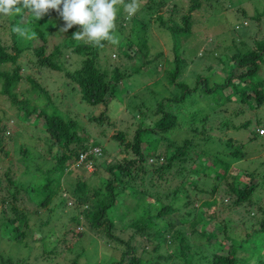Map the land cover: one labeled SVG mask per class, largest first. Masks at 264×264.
Masks as SVG:
<instances>
[{
  "label": "rangeland",
  "instance_id": "rangeland-1",
  "mask_svg": "<svg viewBox=\"0 0 264 264\" xmlns=\"http://www.w3.org/2000/svg\"><path fill=\"white\" fill-rule=\"evenodd\" d=\"M194 1L199 2V6L189 13V33L178 38L179 71L175 82H184L188 86H193L198 79H205L209 84L219 83L230 68L234 72L240 70L232 65L228 55L256 49L259 41L264 39V0ZM135 2L137 8L132 14L123 5L118 6L112 32L117 42L106 40L96 54V63L105 70L109 84H117V95L107 105L82 101L77 86L63 74V69L73 70L82 61V56L72 52L73 44L63 46L62 42L65 39L73 43L75 39L72 34L80 26L74 25L71 31L62 32L63 20L56 12H48L43 18L35 20L44 40L36 34L35 38H23L20 43L21 51L16 60L20 65V79L13 89L17 97L24 98L28 106L44 105L47 112L54 111L75 120L76 133L85 137L81 144L95 143L100 147V153L94 155L90 162L85 160L70 165V170L62 173L54 195L44 206L41 205V198L46 193L38 186L44 182L42 171L51 168L55 162L53 155L60 150L47 139L40 119L34 113L25 116L18 109V104L11 103L0 92V264H110L120 260L122 252L126 251L127 240L136 246L141 264H151V259H157V264H167L157 256L169 253L171 248L161 243L153 250L156 240L152 238V229L145 230L148 235L140 233L136 229L139 220L132 221L143 210L141 204L135 211L131 209L135 199L143 205H150L151 212L161 204L171 205L173 210L163 216V221L172 222L175 229L188 234L190 245L201 241L197 245L200 252L207 256L211 245L199 232H212L222 219H226L232 233L234 231L237 237H243L250 229L257 228L264 217V178L261 184H257L264 172V99L257 106H251V103L239 100L233 88L227 87L219 94L212 95L217 99L214 103L211 94L204 93L202 83L197 82L194 94L181 91L183 101L176 104L163 102L168 110L176 114L177 123L160 134L157 151L161 154L168 144L181 146L186 138L191 139L188 153L206 150L208 155H200L198 162L208 163L212 155L230 161L227 173L213 195L217 202L202 206L200 202L210 198L208 193L194 191L186 184L190 174L183 177L184 169L195 165L189 156L183 160L181 156L173 161L171 169H180L182 174L174 177L168 174V182L154 187L157 185L155 177L160 173L154 169L164 159L162 156L151 157L146 159L145 164L150 166H145V173L138 171V176L134 177L131 171L133 178L130 176V180L133 181H130V185H136L134 189L128 187L122 191L108 210L107 219L112 217L113 220L109 230L104 228L106 221L92 225L85 218V211L92 208L89 201H98L102 197L105 179L110 176L106 166L120 162L122 157L130 159L135 156L130 148L123 150L112 134L123 131L124 141L130 142L139 120L144 126H152L158 117L155 102L162 97L180 95L179 87L167 81V72L173 67V51L172 39L165 26L172 23L183 26L182 16L188 12L192 0ZM125 3H132V0ZM28 15L30 13L25 12L21 17L23 24H28ZM14 16L0 15V44L8 53L14 52L10 40V20ZM29 30V34L34 32L32 28ZM142 41L146 46H142ZM40 45L43 55L58 45L61 55L55 56V59L58 62V59L64 58L61 64L63 69L55 70L38 63L34 49ZM262 58L256 77L251 80L259 81L264 92V52ZM139 64L140 71L131 73ZM13 65V62L0 63V71L10 72ZM116 73L122 76L114 81L112 77ZM27 77L41 86L49 98L45 99L39 94ZM244 84L236 82L237 87ZM249 94L252 96V92ZM244 121H247L246 127L237 128ZM217 137L221 139L217 140ZM227 138L233 139V142L224 147ZM145 139L144 134L140 141L143 151ZM70 147L73 145L70 144ZM235 148L244 152L242 158L234 159L227 155ZM7 170L8 175H4ZM252 171L257 173L253 177V183L256 182L252 193L253 203L235 204L234 195L224 194L226 183L231 181L234 174L240 181L247 182L244 180L248 176L244 172ZM160 175L164 176L162 173ZM8 176L14 184H8ZM196 177H200V174ZM76 182L83 183L89 199L77 198L74 194ZM30 185H33V191L26 192L24 188ZM116 185L120 187L122 184ZM197 185L196 189L202 188L200 183ZM173 188L177 190L174 197L171 195ZM135 189H142L145 194ZM94 190H98V193L93 194ZM157 193L158 200H155ZM17 211L24 214L17 213V220L24 224L4 226L3 222L11 219ZM126 212L127 216L124 215ZM189 221H194L196 231L193 233H189ZM19 232L22 233L21 237ZM222 241L229 243L231 236L224 237ZM258 241L256 243L261 245L263 254L264 237ZM123 257L120 264H127V256ZM195 260L191 264H195ZM257 260L258 264H264V256ZM249 261L254 263L252 258ZM169 264H180V261Z\"/></svg>",
  "mask_w": 264,
  "mask_h": 264
},
{
  "label": "trees",
  "instance_id": "trees-1",
  "mask_svg": "<svg viewBox=\"0 0 264 264\" xmlns=\"http://www.w3.org/2000/svg\"><path fill=\"white\" fill-rule=\"evenodd\" d=\"M198 6L199 2L192 0V3L188 7V12L186 13V15L182 16L183 26L174 23L165 26L166 30H169L172 39L173 51V67L167 72V81L170 85L175 84V86L179 87L178 89L180 91V95L177 97V95L179 94L177 93L172 97H162L160 100L155 102V113L159 114L158 117L154 119L152 126H144L142 124V120H139L130 142L124 141L125 132L123 131H116L112 134V137L119 143V145H122L123 150L126 148H130L135 153V156L130 159L122 157L120 162L110 163L106 166V169L109 171L110 176L105 179V188L102 193V197L98 201H89L92 205V208L88 210L91 211L89 212L87 210L84 214L85 218L92 225H98L101 222L106 221V225L104 226V228L106 230L110 229L113 220L112 217L107 219L108 210L114 204L117 196H119L122 191L124 192V190L128 187L134 189V186L136 185H130V181H133L130 180L131 171L134 172V177L138 176V171L140 173H145V166H150L145 164L146 159L151 157L158 158L162 156L164 159V162L156 166V168L154 169L155 172L164 174V176H161L160 173L157 174V176L155 177V184L157 185L154 187H158L162 182H168V174L170 177H174L177 174H182V170L180 169H171L173 166V161L174 159L181 156L182 160L189 156V158L193 163H195V165L184 169L183 177L187 174H190V177L186 181V184L190 188L193 187L194 191H199L200 193H208L210 198L202 200L200 202L202 206H210L217 202L216 198L213 195L219 189L220 183L227 173L230 161H227L225 158H217L212 155L209 157L208 163L204 164L198 162L199 156L202 154L206 155L207 152L206 150L200 149L196 152L188 153L187 147L191 139L186 138L183 139L181 146L177 144L172 147V145L168 144L163 147L161 154L158 153V145L161 142L160 134L170 130L177 123L176 114L168 110L163 102L176 104L177 102L183 101L184 95L181 93V91L184 90L185 92L194 94V92H196V83L200 82L203 86L202 91L206 94H211V99L214 103L217 102V99L212 95L219 94L223 89L231 87L236 92L239 100H241L242 102H249V104L251 103V106L253 104L257 106L263 101L264 92L260 82H254L253 80H251V78L256 77L259 65L263 61L262 54L264 52V39L259 41L258 47L256 49H249L241 54L235 53L233 55H228L227 58L229 59V61L233 62L232 65L240 70L234 72L230 68V70L226 72L225 76L219 83L215 82L209 84L205 79H198L195 81V84L193 86H188L184 82H175V77L177 75V72L179 71V58L177 54L178 38L180 35L185 36L189 33V13L191 10L197 8ZM49 12L53 13L56 11L49 10ZM22 16L23 14L15 15L10 20L12 28L17 26L28 29L32 28V30L38 36H40L41 39L44 40L42 33L38 30L37 23L35 22L34 17H32L31 14L28 15V24H23L21 20ZM159 19L161 20V18ZM12 28L10 40L14 52H6L4 46L0 44V63L13 62L14 64L10 72L0 71V92L9 98L11 103L18 104V109H21L25 116H28L30 113H34L35 116L40 119V124L47 135V139L54 142L55 145H57V150H60L59 153L55 152V154L53 155L55 162L51 166V168L46 169V171H42L41 174L44 182L40 183L38 186L46 190V193L40 201V204L44 206L54 195L56 188L59 186V179L62 173L65 170L69 171V166L74 162H77L76 160L78 158V153L86 149L88 146H95V143H93V145L81 144V141L85 140V137L76 133L75 120L57 114L54 111L47 112L44 109V105L43 107H36L34 105L28 106V102L26 100H23L24 98L17 97L13 89L15 88V84L17 83V81L20 79V65L16 60L19 56L18 54H20V43L23 42L24 37H21L17 33H14L12 31ZM69 31L71 30L69 29ZM62 42L63 46H65L66 44H73V47L71 49L72 52L82 56V61L79 67L70 71L63 69L61 64L64 62V58L60 60L58 59V62L55 59V56L61 55L58 45H54L52 51L47 55H43V48L41 45L36 47L34 49V53L38 57V63L42 66H46L55 70L63 69L64 76L77 86L78 92L80 94V99L82 101L88 104L103 103L104 105H107L108 101L112 97H115V95H117V84L116 82L113 85L109 84V78L106 77L105 70L98 67L95 60L96 54L100 49H102L106 40L101 42L102 46H94L93 44L86 41L77 40H75L73 43H69L64 39L62 40ZM141 44L143 47L146 46L144 45L143 41L141 42ZM140 68L141 64H139L134 70H132L131 73H138L140 71ZM121 76L122 75L120 73H116L112 78L114 81H117L121 79ZM27 79L31 80L34 83L33 87L39 94H42L45 99L49 98L48 94L41 86H39L29 77H27ZM236 82H243L245 84L242 87H237ZM247 90L252 92V96L249 94V91L247 92ZM246 125L247 121H244L237 125V128H245ZM209 130H211L210 127ZM144 134L146 137V147L143 148V151L140 146V141L142 139V135ZM219 139L221 138L217 137V140ZM232 142L233 139L227 138L226 140H224L223 146L228 147ZM70 144H72L73 147H70ZM227 155L232 156L234 159H239L244 156V152L240 151L238 148H235L229 151V154L227 153ZM87 159H90L91 161L93 159V156H88L86 158V161ZM8 170L4 173V175L8 173ZM115 171H117V173H115ZM244 173L248 176V179L244 180L247 182L240 181L237 174L232 175L231 181L226 183L227 187L224 190V194L234 195L235 199L233 202L235 204L246 202V205H251L253 203L252 193L255 189L256 184V182L253 183V177L257 173L254 171ZM197 174H200V177H196ZM261 174L262 177H259L260 180L257 184H261V179L264 178V172ZM198 178L199 181L197 180ZM7 182L8 184H14L13 180L9 178V176L7 178ZM116 183H121L122 185L119 187L116 185ZM197 183H200L202 187L201 189H196V186H198ZM19 187H21L20 184ZM83 187L84 185L82 182H76L74 187V194H76L77 198H79L80 200L89 199V196L86 195L85 189ZM24 190L26 192L33 191V185L25 187ZM135 190L139 193L142 192L145 194L142 189ZM6 191L11 194L8 189H6ZM97 193L98 190L93 191V194ZM176 193V188H173L171 190L172 197H174ZM165 196H168V194H166ZM155 200H158V193L155 196ZM133 204L134 206L131 208L133 211L137 209L136 207L139 204H141L143 208L139 216L134 217L132 220H139V225L136 226L137 231L140 233L145 232L148 235L149 233L145 230L149 228L152 229V238L156 240V245H154L152 249L156 250L158 245L161 243L167 244V247L171 248L169 253L157 256L162 258L167 264H169L170 262L176 263L179 261L180 264H191L193 259H196L195 264H252L249 261L251 258L254 260L253 264H258L257 259L264 256V249L263 254H261V245L259 243H256L259 242V238L264 237V217H262V219L259 221V226L257 228L250 229L249 231L244 233L243 237H237L234 231L232 233V229L227 224L226 219H222L220 225L212 232H199L198 234L202 236L209 245H211L209 249L210 253L207 256L202 254L199 250V246L197 245V243L201 241L197 240L196 244L190 245L188 242V234H185V232L179 229H175L172 222L163 221V216L173 210L171 205L161 204L158 208L154 209V211L151 212L152 207L150 205H143V203L136 199ZM13 209L14 208H12V210ZM17 213H20V211H17L11 219H6L3 222L4 226L16 227L17 223L24 224V222H19L17 220ZM20 214L24 216V214ZM127 214L128 212H126L124 215L127 216ZM182 222H184V220L180 221V223ZM189 226V233H193L196 231L194 228V221H189ZM16 231L18 232L17 229ZM18 235H20L21 237L22 233L19 232ZM227 236H231V241L229 243L222 241V243L221 240L224 237L227 238ZM125 244L126 251L122 252L120 260L115 263L112 262L110 264H120L122 257L125 255L128 258L127 264H141L142 260L139 256H137L135 251L136 246L129 243L128 240ZM242 252H244L245 254L240 255V253ZM150 263L157 264V259H151Z\"/></svg>",
  "mask_w": 264,
  "mask_h": 264
},
{
  "label": "clouds",
  "instance_id": "clouds-1",
  "mask_svg": "<svg viewBox=\"0 0 264 264\" xmlns=\"http://www.w3.org/2000/svg\"><path fill=\"white\" fill-rule=\"evenodd\" d=\"M120 5L129 14L134 13L137 8L135 0L132 3H125V0H0V15H22L27 12L35 20H39L49 10H54L64 22L60 31L67 32L78 25L79 29L72 34L73 39L102 46L101 42L104 40L117 42L112 32ZM12 31L27 39L36 37L35 32L29 34L28 28L17 26Z\"/></svg>",
  "mask_w": 264,
  "mask_h": 264
},
{
  "label": "built area",
  "instance_id": "built-area-1",
  "mask_svg": "<svg viewBox=\"0 0 264 264\" xmlns=\"http://www.w3.org/2000/svg\"><path fill=\"white\" fill-rule=\"evenodd\" d=\"M100 153L99 146H88L86 149L80 151L78 153L77 163L83 162L86 160L88 156L98 155ZM87 162H90V159H87ZM90 164V163H88Z\"/></svg>",
  "mask_w": 264,
  "mask_h": 264
}]
</instances>
